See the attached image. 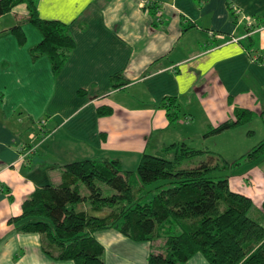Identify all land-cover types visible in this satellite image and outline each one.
Returning a JSON list of instances; mask_svg holds the SVG:
<instances>
[{
  "label": "crops",
  "instance_id": "crops-1",
  "mask_svg": "<svg viewBox=\"0 0 264 264\" xmlns=\"http://www.w3.org/2000/svg\"><path fill=\"white\" fill-rule=\"evenodd\" d=\"M35 3L41 19L67 25L75 47L58 74L47 56L34 58L22 51L0 72V264H75L53 260L42 250V235L22 232L11 221L21 216L23 203L36 189L59 184L69 162L117 159L130 170L144 154L206 137L235 120L238 109L253 112V118L264 117V0ZM41 64L44 75L39 72ZM30 68L36 75L25 86L24 74ZM168 98L180 105V115L172 123L163 106ZM25 102L30 103L26 109L30 125L18 113ZM38 104L48 107L49 116L40 132L33 119ZM104 107L112 113L100 115ZM211 141L196 149L205 150L207 158L227 161L222 152L210 150ZM246 154L236 159L252 163ZM256 160L264 167V154ZM259 176L264 184V171ZM262 191L246 195L253 200L260 223ZM95 237L105 247L106 264H148L151 243L134 242L117 229L96 232ZM188 264L209 263L198 254Z\"/></svg>",
  "mask_w": 264,
  "mask_h": 264
},
{
  "label": "trees",
  "instance_id": "trees-1",
  "mask_svg": "<svg viewBox=\"0 0 264 264\" xmlns=\"http://www.w3.org/2000/svg\"><path fill=\"white\" fill-rule=\"evenodd\" d=\"M22 3L28 9L27 22L42 35L40 43L31 48L32 56H47L53 72L58 74L75 47L67 25L41 19L35 0H0V17ZM9 33L20 45L27 42L20 24ZM163 106L169 121L175 122L180 115V105L174 98H168ZM111 113L110 108L99 109L100 115ZM253 117V112L238 109L235 120L222 123L206 137L248 123ZM205 153L185 142H175L159 154H144L137 167L142 184L165 181L169 187L158 189L154 200L143 205L136 202L131 184L135 172L124 170L120 160L100 158L69 162L63 166L61 182L36 189L23 203L21 216L11 221L17 223L22 232L42 235V250L55 261L106 264L105 247L95 233L117 229L134 242L151 243L148 264H188L198 254L209 264H264V225L251 217L253 200L233 191L228 176H213L216 171L233 168L234 163L223 160L222 167L214 164L216 157L212 156L197 167H178L185 159ZM263 154L264 142L244 157L253 162ZM100 183L115 193L105 196ZM83 186L87 194H82ZM172 220L179 224L182 232L166 237L157 251L153 243L160 237L164 224Z\"/></svg>",
  "mask_w": 264,
  "mask_h": 264
},
{
  "label": "rangeland",
  "instance_id": "rangeland-1",
  "mask_svg": "<svg viewBox=\"0 0 264 264\" xmlns=\"http://www.w3.org/2000/svg\"><path fill=\"white\" fill-rule=\"evenodd\" d=\"M26 12H27L26 4L22 3L18 5L17 7H15L14 10L11 11L10 13H7L3 15L2 17H0V22H1V25H0V72L2 68L10 67V65H13L14 62H12L11 58H15L16 57L14 56L15 54H17V56H19L20 58L22 56V54H20L21 51L24 54L31 53V48H33L34 46L40 43L41 39L39 36H42V35L36 27H34L31 23L27 22L28 17L25 16ZM16 14L19 16L18 18L21 21L19 24L22 25L23 30L27 36V42L24 45H20L17 38L12 33H8L12 27H15L17 25L16 24V21H17ZM4 30H8V31H4ZM9 35L15 41H11L10 39L11 37H8V38L6 37ZM39 72L40 74H43V75L46 73V70L45 68H43L42 64H41ZM33 75H36V70H34V68L33 69L30 68L29 70L25 72L24 74V77L26 76L24 80L25 86L27 85L28 81H29V84L31 83V78ZM8 79L10 80V77H8ZM26 89H28V86ZM43 93H44V89L40 81V95H43ZM29 106H30V103L25 102L24 105L22 106L23 109L20 108V110H18L19 115H21L22 118L24 119V123H28L27 125L32 124L30 123L31 121L27 117L28 115H27L26 109ZM33 109H34V115H35L33 116V119L36 122L34 123V129L40 132L41 129H46L47 127L46 123H47L49 116H48V113L46 112L48 110V107L44 105L40 106V104H38V106L34 107ZM51 124H53V121L51 122ZM251 131L255 132V134L249 135L248 133H251ZM208 140H212L211 141L212 148H210V150L217 149L219 152H222L224 154L223 157L227 160L229 164L234 163L233 169H231L230 171L224 172L225 170L221 169L220 171L215 172L213 176L216 175V177H221L223 176L222 175L223 173H226V176L229 175L231 189L233 188L234 190H237V191H243L247 193L246 195H251V196L256 195V193L259 191L261 193L262 190L260 188L264 187V184L259 175L261 171H264V167L263 165H260L259 163L262 160L260 161L256 160V161H253L252 163L243 164V162H240L236 158H239L241 155L245 153H249L253 145L259 144L260 142L261 143L264 142V117L253 118V120H251L248 123H245V125H242V127H240L237 131L235 129L232 132L227 133L223 137L222 135H219V134L208 136V137L203 136L202 139L190 141L189 145L195 148L203 147L204 145L206 147V145H208L206 141ZM205 142L207 144H204ZM207 155L208 153H206L205 155H199V156H195L189 159H185L178 165V167L179 168L197 167L200 165L202 161L208 160ZM223 160L224 159L218 156L215 158L214 164H219V166L223 167L222 165ZM139 163L140 162H138V164L133 163L134 166L130 165L131 167L130 170H133L135 172V174L131 177V184L136 194V198H137L136 202L143 205V204L151 203L154 200L158 192V189L167 188L169 187V185L166 184L165 181H158L152 184L143 185L140 178L137 175V167ZM60 176H62L61 173H60ZM100 187L103 189V194L105 196H111L113 193H115L114 190H112L110 187L106 186L105 184L100 183ZM87 193L88 191L83 186L82 194H87ZM256 199H257V196H254V200ZM80 206L82 205L80 204L76 208L80 209ZM254 209L255 211L251 212V217L258 221L259 217H258V212H257V208L255 204H254ZM261 223L264 225V221ZM181 232H182V229L176 221L172 220V221L166 222L164 224L163 231L160 230V233H161L160 237L158 238L157 241L153 243V247L157 248V251H158L159 249H161L159 246L164 244L166 237H168L169 235H178ZM163 253H165L164 248H163Z\"/></svg>",
  "mask_w": 264,
  "mask_h": 264
},
{
  "label": "built area",
  "instance_id": "built-area-1",
  "mask_svg": "<svg viewBox=\"0 0 264 264\" xmlns=\"http://www.w3.org/2000/svg\"><path fill=\"white\" fill-rule=\"evenodd\" d=\"M151 2V0H145L146 4H149ZM158 20H160V17L157 18Z\"/></svg>",
  "mask_w": 264,
  "mask_h": 264
}]
</instances>
